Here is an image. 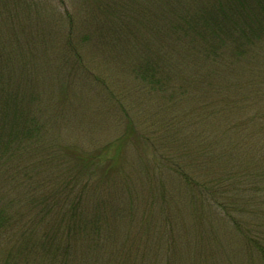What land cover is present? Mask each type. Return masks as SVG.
Here are the masks:
<instances>
[{
	"label": "rangeland",
	"instance_id": "1",
	"mask_svg": "<svg viewBox=\"0 0 264 264\" xmlns=\"http://www.w3.org/2000/svg\"><path fill=\"white\" fill-rule=\"evenodd\" d=\"M215 1L0 0V106L17 89L11 88L12 80L20 77L23 84L26 80L31 81L28 91L38 87L35 95V98L39 97L38 107L52 123L49 133L43 135L30 152L32 162L26 165L17 180L9 177L0 166V197L7 203L8 225L15 218H30L35 222L29 229L8 228L0 241L11 245L26 243L30 236L38 237L37 229L41 223L36 222L39 219L36 209L40 212L41 208L39 203L32 206L36 199L31 200L28 195L35 197L43 190L56 195L60 191L59 182L68 180V171L78 174L81 169L80 181L91 178L89 182H93L99 179L100 173L103 174V164L96 165L95 172L87 168L89 178L85 169L82 171L81 162L111 155L116 166L111 174L114 175L112 181L121 184L123 192L135 190L131 193L137 196L132 201L133 215L118 216L117 222L112 221L114 217L111 218L110 213L98 216L97 230L86 233L88 236L79 235L77 240L72 237L73 245L63 254L72 253L70 257H61L54 264H262L241 231L245 223L251 221L254 225L258 220L264 221V195L260 197L259 191H250L246 199L251 204L252 214H247L245 205L239 211L228 207L225 212L234 211L231 213L234 219L227 220L209 203L201 205L195 199L191 202L195 190L188 192L175 171L162 174L152 169L155 159L150 146L137 141L135 133L131 132L132 128H144L150 115L161 122L170 104L164 91L167 89L165 82L150 84L137 76L135 64L142 52L149 48L154 37L155 53L151 56L159 58L161 66L172 63L166 52L176 45L170 57L173 61L176 57L181 61L180 56L190 54V59L184 60L190 67L196 66V71L209 70L211 63L200 58L197 50L192 51V46L199 45L201 39L198 32H191L188 22L192 21L189 15H203L190 11L200 13L207 3L211 5ZM234 2L264 5L257 0H230V5ZM194 5L197 6L195 9ZM162 7L167 14L157 15ZM223 7L222 2L210 9L219 14ZM251 14L255 21L262 18L258 7H254ZM175 18L178 20L174 24ZM156 19L158 27L153 25ZM175 25L182 28L173 27ZM117 32L130 35V43L117 46ZM179 32H188V35ZM255 34L252 44L251 40L240 41L239 52L243 46L247 48L245 44H250L247 56H239L242 61L235 65V60L228 58L221 65L235 67L240 79V83L231 88V95L226 86L231 81L224 78V74L220 72L214 80V85L228 91L229 97L225 92V98L237 101L236 107H247L246 116L255 112L264 114V32ZM223 45V51L230 53L228 44ZM131 50L132 54L128 56L126 52ZM221 58L227 57L222 55ZM156 71L162 74L163 69ZM187 74L186 69L177 74L175 85H179L178 79ZM40 90L43 94H38ZM173 106L182 111L191 108L183 97ZM239 113L243 112L239 109L233 118ZM129 120L131 129L126 125ZM154 126L159 127L158 123ZM258 136L264 137V130L246 134L240 142L247 147L248 158L259 159L258 171L263 181L258 183L264 187V140ZM232 158L237 160L236 156ZM51 159H56L54 163L59 168L55 177L60 179L57 184L56 180L52 182V174L46 175L52 162L43 165ZM249 163L242 164L239 169L252 168L253 163ZM123 174L128 177L124 178ZM41 178L48 184L38 187L36 181ZM111 197L115 201L112 194ZM227 198L225 196L224 200ZM1 204L0 201V209ZM107 206H95L86 197L82 204L83 209L92 211L106 210ZM109 207L118 205L113 202ZM15 235L18 236L12 237ZM102 239L106 240L101 242ZM1 255L6 256L3 251ZM10 261L16 264V260L10 258Z\"/></svg>",
	"mask_w": 264,
	"mask_h": 264
},
{
	"label": "trees",
	"instance_id": "2",
	"mask_svg": "<svg viewBox=\"0 0 264 264\" xmlns=\"http://www.w3.org/2000/svg\"><path fill=\"white\" fill-rule=\"evenodd\" d=\"M227 1L229 2L226 3ZM257 1L264 2V0ZM222 2L224 7L219 14L214 9H210L211 6H216ZM234 3L230 5V0H216L211 5L207 3L205 9H200V13L190 11L194 14H203L202 16L189 15L192 21H189L188 24H191V32H198V37L201 39L199 45L192 46V51L197 50L196 53L200 58L211 63L209 70L196 71V66L190 67L187 61H184L190 59V54L180 56L181 61H177V57L173 61L170 57L173 56L172 52L175 51L176 45L171 47L168 53L166 52L167 59L172 63L161 66L159 58L151 56L155 53L153 40L156 39L152 37L153 40L150 41L149 48L142 52L141 58L135 64V72L138 77L150 84L165 82L164 88L167 89L164 91L169 96V108H167L166 115L162 117L161 122L153 119L150 115L146 126L142 129L132 128L130 120L126 124L130 129L132 128L131 132L135 133L137 141L147 143L150 146L152 156L155 159L152 169L162 174H170L175 171L182 178L183 185L188 192L195 190L196 193L192 195L191 202H194V199L201 205L207 202L220 210L227 220H230V217L234 219L231 215L234 211L231 210L227 212L228 214L225 212V208L228 207L234 210H243L245 205L247 214H252L251 204L246 199L249 197L250 191H259L260 197L264 195V187L258 183V181H263L262 174L258 171L260 162L257 160L259 159L248 158L245 153L247 147H243L240 142L245 139L246 134L264 130V114L255 112L251 116H246L247 107L241 105L236 107L237 101L225 98L224 93L227 92L228 96V91H224L223 87L214 85V80L218 79V74L221 72L224 74V78L227 77L231 81L226 85L231 95V88L237 85L240 79L237 77L235 67L221 65L228 58L235 60V65L242 61L239 56H247L250 51L248 48L250 44H245L247 48L243 46L239 52L237 50L240 41L247 39L251 40L252 44L256 39L255 32H264V5L261 7L257 2L254 4H248V2ZM196 7L194 5L193 8ZM254 7H258L262 13L260 20L255 21L251 14ZM164 10L165 7H162L156 14L163 15ZM166 14L167 12L164 13V15ZM176 20L178 19L175 18L172 22L174 23ZM157 23L158 19L154 21L153 25L158 27ZM177 27L182 28L181 26ZM172 29L175 30L176 28ZM155 30H159V28H155ZM117 33V46L120 45L121 47L130 43V35ZM179 33L188 35V32ZM124 39H126L125 43L123 42ZM225 42L230 48V53L223 51ZM126 53L130 56L132 50ZM222 55L227 58L223 60ZM131 62H133L132 59ZM160 68L163 69L162 74L156 71ZM184 69L187 70L188 74L184 77L181 76L178 79L180 80L179 85H175L176 79L174 77L179 73L181 74ZM232 77L235 79L232 80ZM30 84L31 81L29 80L23 84L20 77L13 79L11 88L17 87V89L13 91L10 99H5V103L0 106V166L14 180H17L18 175L26 169V165L32 162L29 156L30 152L37 146L36 143L40 142L42 136L49 133L52 126L51 121L44 115L43 109L38 107L39 97L35 98L38 87L33 91H28ZM38 94H43V91L40 90ZM180 97L189 102L191 107L189 110L182 111L174 108L173 105H177ZM239 109L243 113H239L234 119L233 116L236 111L239 112ZM156 121L159 127L154 126L157 125ZM219 131H221L220 134H217ZM258 137L264 140V137ZM232 156H236L237 160H234ZM110 157L111 155L100 160L89 159L88 163L81 162L82 171L85 169L89 178L87 168L95 172L96 165L103 164V174L100 173L99 179L93 182H89L91 178H87L83 182L80 181L82 180L81 169L77 171L78 174H71L68 171V180L62 179L59 182L60 179H55L59 171L54 163L56 159L44 162L43 165L52 162L46 175L52 174V178H54L52 182L55 180V184L59 182L60 191L56 192L54 196L52 194L55 193L52 191L45 192L44 190L41 194H35V197L28 195L31 200L36 199L32 206L39 203L41 208L40 212L36 209L39 216L36 222L41 223L37 229L38 237L30 236L25 240L26 243L15 242L11 245L1 240L0 256L2 258L0 263L11 264L10 258H12V260H16L14 261L16 264H54L53 262L56 263L61 257H70L72 253L66 256L63 254L67 247L73 245L72 237L77 240L79 235L88 236L86 233L97 230L95 225L100 219L98 216L110 213L111 218L114 217L112 219L114 222L120 219L118 216H132L134 213L132 201L137 196L131 195V193L135 190L130 193L123 192L121 184L112 181L113 177L111 176L114 175L111 174L115 172L116 166ZM250 161L253 163L252 168L239 169L242 164H250ZM123 176L126 178L128 174H123ZM36 184L38 187H42L48 182L41 178L36 181ZM225 196L228 197L226 200H224ZM85 197L88 202L95 206L106 204L108 208L106 210L97 208L93 211L83 209L82 204ZM0 201L2 203L0 209L1 237L6 234L8 228L29 229L31 223H35L31 222L30 218L26 220L15 218L14 222L8 225L7 219L9 217L7 218L5 213L7 203L1 197ZM113 202L118 207L111 209L109 205H112ZM193 207L196 208V206ZM109 215L106 216L107 219L110 218ZM261 220H258L254 225L251 224V221V223H245L241 235L264 264V221L261 222ZM102 229L100 226V230ZM16 236L18 235L12 237ZM105 240L102 239L101 242ZM2 251L6 256L1 255Z\"/></svg>",
	"mask_w": 264,
	"mask_h": 264
}]
</instances>
